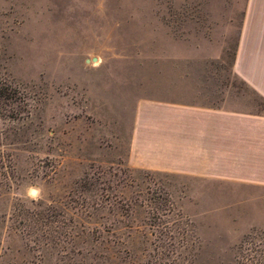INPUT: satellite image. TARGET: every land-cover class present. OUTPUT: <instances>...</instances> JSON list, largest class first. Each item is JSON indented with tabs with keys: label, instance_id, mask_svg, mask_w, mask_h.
Listing matches in <instances>:
<instances>
[{
	"label": "rangeland",
	"instance_id": "obj_1",
	"mask_svg": "<svg viewBox=\"0 0 264 264\" xmlns=\"http://www.w3.org/2000/svg\"><path fill=\"white\" fill-rule=\"evenodd\" d=\"M247 3L0 0V264H264V185L130 161L145 100L264 114L234 71Z\"/></svg>",
	"mask_w": 264,
	"mask_h": 264
},
{
	"label": "crops",
	"instance_id": "obj_2",
	"mask_svg": "<svg viewBox=\"0 0 264 264\" xmlns=\"http://www.w3.org/2000/svg\"><path fill=\"white\" fill-rule=\"evenodd\" d=\"M234 71L264 99V0H248ZM203 87L194 102L145 100L135 118L131 163L201 186L218 180L264 185V114L219 107Z\"/></svg>",
	"mask_w": 264,
	"mask_h": 264
},
{
	"label": "trees",
	"instance_id": "obj_3",
	"mask_svg": "<svg viewBox=\"0 0 264 264\" xmlns=\"http://www.w3.org/2000/svg\"><path fill=\"white\" fill-rule=\"evenodd\" d=\"M16 100V99H14V97H13V95H12V93L10 92V91H8L7 92V90H4V88L3 87H0V103L2 102V103H4L6 100ZM12 115H9L10 117H14V112L13 113H11ZM172 239H173V237H171ZM172 254H176V252H173ZM163 256H165V254L163 253ZM166 256H169V254L168 255H166ZM147 264H173V263H166V262H164V263H162V262H148Z\"/></svg>",
	"mask_w": 264,
	"mask_h": 264
}]
</instances>
